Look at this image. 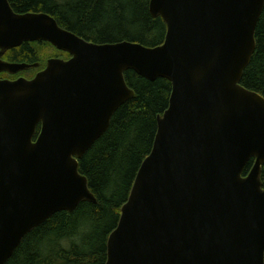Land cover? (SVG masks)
<instances>
[{
    "label": "water",
    "instance_id": "obj_1",
    "mask_svg": "<svg viewBox=\"0 0 264 264\" xmlns=\"http://www.w3.org/2000/svg\"><path fill=\"white\" fill-rule=\"evenodd\" d=\"M263 8L264 0H151L167 33L147 47L90 42L47 12L17 13L0 0V73L39 65L2 58L24 42L71 54L48 59L32 79L0 78V264L52 214L96 202L79 158L135 95L129 69L173 90L106 264H264V96L241 84Z\"/></svg>",
    "mask_w": 264,
    "mask_h": 264
},
{
    "label": "trees",
    "instance_id": "obj_2",
    "mask_svg": "<svg viewBox=\"0 0 264 264\" xmlns=\"http://www.w3.org/2000/svg\"><path fill=\"white\" fill-rule=\"evenodd\" d=\"M151 0H9L17 13L47 12L58 24L87 41L113 44L124 41L156 47L165 41L167 25L150 12ZM256 48L241 84L264 96V8L256 32ZM71 54L50 42H24L2 58L17 63H38L23 70L35 75L50 58ZM0 73V78L2 74ZM7 73V72H5ZM135 95L114 113L109 128L79 158V171L87 177L96 202L82 201L73 211L61 210L25 235L5 264H106L108 238L117 228L138 171L151 153L158 117L169 108L172 82L164 77L148 80L134 70L124 73ZM41 129L37 126L36 139ZM250 159L243 174L252 167ZM264 185V165L261 171Z\"/></svg>",
    "mask_w": 264,
    "mask_h": 264
},
{
    "label": "flooded vegetation",
    "instance_id": "obj_3",
    "mask_svg": "<svg viewBox=\"0 0 264 264\" xmlns=\"http://www.w3.org/2000/svg\"><path fill=\"white\" fill-rule=\"evenodd\" d=\"M2 73V72H1ZM37 74V73H36ZM35 74V75H36ZM35 75H31V74H27V73H25L24 71H21V72H18V73H16V74H11V73H3L2 74V79H11V80H15V79H17V78H19V77H25V78H27V79H32V78H34L35 77Z\"/></svg>",
    "mask_w": 264,
    "mask_h": 264
}]
</instances>
